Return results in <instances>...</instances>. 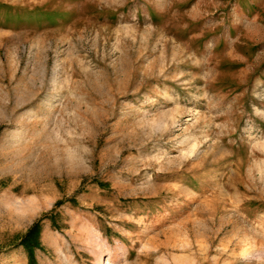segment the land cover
<instances>
[{
	"label": "rangeland",
	"instance_id": "obj_1",
	"mask_svg": "<svg viewBox=\"0 0 264 264\" xmlns=\"http://www.w3.org/2000/svg\"><path fill=\"white\" fill-rule=\"evenodd\" d=\"M39 218L37 264H264V0H0V264Z\"/></svg>",
	"mask_w": 264,
	"mask_h": 264
},
{
	"label": "trees",
	"instance_id": "obj_2",
	"mask_svg": "<svg viewBox=\"0 0 264 264\" xmlns=\"http://www.w3.org/2000/svg\"><path fill=\"white\" fill-rule=\"evenodd\" d=\"M53 222L51 216H44ZM43 218L35 220L31 226L16 239V246L21 247L27 255L28 264H37L35 251L41 250L40 235Z\"/></svg>",
	"mask_w": 264,
	"mask_h": 264
}]
</instances>
